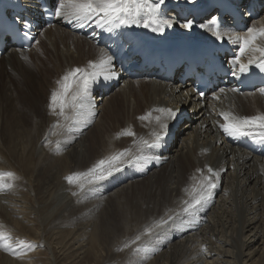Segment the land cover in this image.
Returning a JSON list of instances; mask_svg holds the SVG:
<instances>
[{
    "label": "bare ground",
    "instance_id": "1",
    "mask_svg": "<svg viewBox=\"0 0 264 264\" xmlns=\"http://www.w3.org/2000/svg\"><path fill=\"white\" fill-rule=\"evenodd\" d=\"M21 1L27 4L31 0ZM206 1L165 0L158 14L169 19L168 16H176L172 10L177 6L199 9ZM15 4L13 0H0V12L10 8L8 14L13 13ZM165 7L171 11L167 16ZM172 21L174 26L166 27L163 32H153L142 25L119 26L107 32L97 28L94 22L80 27L74 18L58 16L54 26L39 31L30 50L12 48L0 58V71L8 72L0 88V161L5 168L10 166L20 174L27 172L31 176V181L26 183L34 199L33 203H27L26 198L16 197L13 188V192L8 190L7 182L0 183V217L3 213L13 216L14 212L29 210L38 219L40 236L49 233L52 239H59L71 228L72 248L84 258L91 241L100 243L103 236L112 237L110 218L99 221V215L115 208L118 223L124 228L134 227L133 238L148 237L144 234L146 228H152L151 234L170 228L164 232L165 238L157 244L158 248L171 247L176 241L182 251L164 264H211L213 261L208 258L212 259L213 254L226 264H264L263 150L244 147L242 140L246 136H229L220 127L224 123L221 113L237 118L264 115V93L238 95L231 88L198 101L189 91L190 85L152 77L130 79L123 66L126 55L140 57L136 50L140 42L164 44L189 35L215 39L207 28L199 27L205 21L194 24L191 30L181 27L184 22ZM249 29L254 30L257 38L241 54L240 63L248 66L249 60L254 61L250 65L264 61L261 53L254 50L264 49V35H259L264 30V16ZM249 37L247 31L229 38L239 41L241 46L243 39ZM102 53L113 57L111 71L116 76L107 80L101 76L91 84L85 115L69 132V122L49 109L51 93L59 88L57 81L68 71L87 68L89 61L99 62ZM235 66L239 69V65ZM15 84L24 91L15 89ZM37 98L44 100L42 108ZM89 107L94 116L87 115ZM160 108L174 113L171 118L163 117L166 130H161L154 119L160 113L153 110ZM8 110H11L10 118ZM66 112L71 114L70 109ZM148 113H151L149 119H139ZM58 121L63 127L53 128ZM125 130H131L135 136L120 135ZM252 132L253 136L249 137L264 145L258 138L260 129L253 128ZM153 133L162 134L161 144L143 148L140 141L151 144L155 139ZM58 143L72 147L73 156L51 150ZM125 149L131 150L130 155L151 159L147 163H126L120 178L106 187L96 184L80 190L63 180L68 172L87 170L98 160ZM209 167L220 174L218 186L196 217H188L181 213L182 201L189 199L184 190L198 185L208 175ZM95 194L100 201H89ZM168 216L173 217L168 224L153 227L154 222ZM0 225V231L12 229L3 221ZM220 231L227 236L219 237L222 245L216 251L213 249L206 259L203 245L211 242L209 236L217 239ZM133 258L128 264H141L145 257ZM6 262L14 264L0 252V264Z\"/></svg>",
    "mask_w": 264,
    "mask_h": 264
},
{
    "label": "snow or ice",
    "instance_id": "2",
    "mask_svg": "<svg viewBox=\"0 0 264 264\" xmlns=\"http://www.w3.org/2000/svg\"><path fill=\"white\" fill-rule=\"evenodd\" d=\"M165 0H57L54 14L56 16H69L74 18L78 22V26L83 27L84 24L94 22L97 28L103 31L111 32L114 28L119 26H143L144 28H151L153 32H163L166 27H173L174 23L170 19L161 17L158 12L160 5ZM194 2V0H193ZM194 26V21L188 20L184 22L181 27L191 30ZM201 28H207L211 34L218 40L224 38V31L222 30L221 21L218 17L213 16L207 24L199 25ZM249 38H244L240 48L241 54L245 51V48L250 45L257 37L253 34L254 30L249 29ZM27 35V33H25ZM259 35H264V30H261ZM240 38L237 37V40ZM255 51L261 53L264 57V49L256 48ZM113 57L102 53L99 62L89 61L87 68H73L68 71L57 84L59 88L53 90L50 96L49 109L51 113L57 117H62L64 121L69 122L67 130L72 131L73 127L79 123L81 117L85 115V101L89 98V91L91 84L103 76L105 80L116 76L114 71H111ZM254 61L249 60V65ZM232 64L239 65V70L245 72L248 69V65L240 63L239 56L233 59ZM262 71H264V61L258 65ZM89 69L91 71H89ZM235 75V72H233ZM223 91V90H221ZM264 93V89H261ZM66 109L71 110V114L66 112ZM153 111L160 113L154 117L161 130L167 129V124L164 122L163 117L167 116L171 118L174 113L171 109H154ZM88 116H94V111L89 107L87 110ZM224 123L220 125L223 132L229 136H253L252 129H260L258 138L264 141V115L237 118L230 113H221ZM151 117V113L145 116L139 117L140 120H147ZM63 127L57 122L53 125V128ZM120 135L135 136V133L131 130H125ZM155 139L149 144L148 141L141 140L140 144L143 148L158 147L162 142L161 133H153ZM134 143L136 141L134 140ZM59 149V143H58ZM141 148V151H143ZM131 150L125 149L121 152H117L113 155L107 156L98 160L91 168L86 172H76L65 177V180L69 185L77 184L80 190L84 189L85 183L93 184L98 181H103L108 177L113 176L114 173L120 172L123 166L127 164H136L140 161L145 163L151 159L145 155H130ZM198 172H202L201 169H197ZM208 175L203 177V180L198 185H193L191 189L185 188V192L188 194L189 199L182 201L183 207L181 213L195 218L197 213L200 212L211 200L214 189L218 186L220 174L211 167L207 169ZM15 178V174L12 172L0 173V181L4 178ZM76 193H73L75 195ZM173 217L168 216L167 219L161 218L154 222L153 227L160 228L169 221H172ZM174 222V221H173ZM152 228H146L144 234H151ZM140 235H137L132 241L133 244L140 240ZM11 237L3 231H0V248L6 252H10L15 256H19L23 253L25 248H30L31 245L23 240L16 242V247L10 243ZM129 244H125L124 247H129ZM122 250V249H120ZM137 252H148L149 249L144 248L136 249ZM156 251V249H151Z\"/></svg>",
    "mask_w": 264,
    "mask_h": 264
},
{
    "label": "rangeland",
    "instance_id": "3",
    "mask_svg": "<svg viewBox=\"0 0 264 264\" xmlns=\"http://www.w3.org/2000/svg\"><path fill=\"white\" fill-rule=\"evenodd\" d=\"M36 46H39V44H37ZM3 74L0 71V88H2V84H4V81H5V78L7 77L8 72H6V74L4 75ZM14 87L18 91H24V89L22 87L19 88L17 84H15ZM37 102L40 108H42L44 104V100L37 98ZM8 111H9L8 117L10 118L11 110H8ZM51 150L59 151L62 154H69L71 157L73 156V149L72 147H69V146L59 145V149L58 147H53ZM2 165H3V161L1 159L0 173H2L4 169H6V171L4 170V172L14 173L15 178L5 177L4 178L5 181L4 180L0 181V183L5 184L7 182L5 184L6 187L8 188L9 191H11V189L13 188L12 190L15 191L14 193H16V197L18 198L24 197L26 198L25 200H28V202L26 201L27 203H33L34 199L30 196L31 195L30 193L32 192V190L31 188H29L30 190L28 189L29 186L27 185L29 183H26V182L31 181V178H30L31 176H29L27 172L21 173L24 175L25 177L24 178L20 176L21 174L18 171L12 170L10 166H6L5 168V166H2ZM87 170L85 169L83 171H78V172H86ZM122 172L124 171L114 173L113 176L108 177L102 182L98 181L93 184L85 183L84 187L85 188L92 187L96 184H97L96 186H100V187L109 186L111 181H113L114 179L120 178V175L122 174ZM73 173H76V172H73ZM70 174L72 173L68 172L66 176ZM33 179H35L34 176L32 180ZM63 180L66 181L65 177L63 178ZM7 185L11 187L9 188ZM76 185L77 184H73L70 186H76ZM17 186L22 189L20 188L18 189ZM15 187H17V189ZM130 193H132V190L131 192H129V194ZM20 194H21V197H20ZM96 198H97V194L93 195L91 199H89V201H93ZM96 200L100 201L99 199H96ZM15 213L18 215L16 216ZM104 217L110 218V223H111V228H112L111 230L112 237L108 238V237L103 236V238L100 239V243H97L95 240L91 241L92 243L90 242L88 246L89 250L86 252V255L83 258L82 255L79 256L77 252H75V250H73L72 248V243H71L72 240L69 236L71 228H68L59 239H52L49 233L41 237L40 236L41 228L38 224V221H37L38 219L34 213L29 212V210H26L25 212L20 213V214L18 211L14 212L13 216H8L5 213H3L0 217V221H3L4 224H8V227L12 228V229H6V231L4 232L7 235H10L11 237L10 243H12L14 247H16V242L18 240H23L26 243L30 244L31 247L25 248L23 250V253L17 257L11 254L10 252L6 253V251L0 248L1 255L2 257H6L10 262L14 264H128L131 262V260L134 259L133 257L139 256V255L145 257L144 258L145 260L142 259V261H140L141 264H161V263L164 264L169 259L172 260L176 258L177 255L182 251L181 250L182 248L175 244L176 241H173L171 243V247L167 246L164 248H160V247L158 248L157 244L163 241V238H165L164 232L166 230L169 232L170 228H162V231L158 230L159 231L158 234H156V232L155 234H150V235L148 234V237L142 236L140 240L136 241V243L133 244L132 241L135 239L132 237L133 234L135 233L134 227L130 226V227L124 228V226L120 225L118 223L119 221L118 212H116L115 208L112 211L108 210L107 212L106 211L101 212L99 215V221L103 219ZM154 235L157 237H155ZM221 236L225 238L227 235L225 236L224 233L220 231L218 232L217 239L216 237H212V238H209L211 236L208 237V239H210L209 241H211L210 242L211 244L208 243L206 245V243H204L203 251H204L206 259L207 257L210 256L211 251L213 249H215L216 251V249L222 245L221 242H219V237ZM112 238H115V239H112ZM206 240L207 239H205L204 241ZM125 244H129L130 246L125 248L124 247ZM137 248H140V249L147 248L149 249V251L147 253L144 251L137 252L136 251ZM151 249H156V251H151ZM108 252H110V255H108ZM116 256L117 258L115 259ZM111 257L114 258V260H112ZM208 259H209L208 261H211V262L213 261L211 264L213 263L214 264H217V263L226 264V263H223L222 260L220 261L219 255H216V254H213L212 259L211 257ZM16 262H19V263H16ZM5 264H7V262Z\"/></svg>",
    "mask_w": 264,
    "mask_h": 264
}]
</instances>
